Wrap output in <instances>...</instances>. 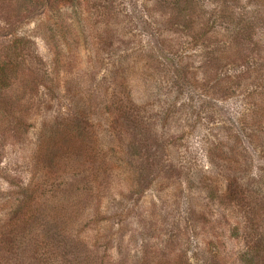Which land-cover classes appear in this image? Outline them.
I'll return each mask as SVG.
<instances>
[{"label":"rangeland","instance_id":"1","mask_svg":"<svg viewBox=\"0 0 264 264\" xmlns=\"http://www.w3.org/2000/svg\"><path fill=\"white\" fill-rule=\"evenodd\" d=\"M263 76L264 0H0V228L24 229L8 264H203L195 246L237 264L207 187L264 184ZM95 87L140 121L92 104L88 142L43 135Z\"/></svg>","mask_w":264,"mask_h":264},{"label":"trees","instance_id":"2","mask_svg":"<svg viewBox=\"0 0 264 264\" xmlns=\"http://www.w3.org/2000/svg\"><path fill=\"white\" fill-rule=\"evenodd\" d=\"M157 25V24H155ZM264 77V76H263ZM122 84V89L126 90ZM108 91V90H106ZM117 91V89H116ZM116 91L111 95L110 99L96 101L95 97L98 94H102L98 87H95V93L90 94L89 91L84 93H79V99H75L74 93L71 94L70 107L72 108V115L67 118H60L61 120L50 121L45 127H43V135H47L48 139L53 140L56 137H59L61 130L58 128L65 127L67 131L70 127L75 128L78 131H82L84 134V142H88L89 131L92 130V126L96 124H91L94 117V112L96 111L95 107L93 112H91V105H101L100 109H107L108 107L114 110L113 113L118 115L120 118H125L133 121L139 120L138 116L135 114V111L129 106V97L122 92L116 93ZM71 92L68 91V94ZM130 95V94H129ZM93 96L90 101V97ZM85 105V107H84ZM74 107V108H73ZM99 119V122L102 123L101 118L96 116ZM140 121V120H139ZM63 124V125H62ZM58 129V130H57ZM70 134H74V130H70ZM220 131V128H218ZM88 132V133H86ZM229 134V132H228ZM71 155L75 158L82 157V154L77 152V148L71 151ZM246 173L241 171V173ZM259 178V176H258ZM262 178V177H261ZM241 174L237 175L235 178L228 179L226 190L215 186L212 182L208 185V191L210 192L206 200L210 201L221 211L224 208L230 209V216H227L228 222L230 224V238L238 241V249L235 252V262L237 264H264V184L260 187L259 182L256 183L257 190H254L253 187H249L247 182H244ZM225 195L226 197H224ZM21 207H25L19 203ZM21 210V209H20ZM226 215V214H225ZM27 223H32L34 219H28ZM227 221V220H226ZM185 226V225H184ZM25 227V226H24ZM188 230L189 226H185ZM192 231L197 232V227L195 225L191 226ZM21 230V234H20ZM24 231L23 227L18 226L17 224L8 226V224L3 225L0 228V264H8L10 255L12 254L13 246L15 243H19L20 239L17 237L22 235ZM188 232V231H187ZM182 228L179 230L178 236L176 237L175 244H170L169 247H183L185 253L183 256H187L186 251L189 249L192 251L193 247L189 237L183 236ZM24 236V235H22ZM186 238V239H184ZM11 241V242H10ZM174 245V246H173ZM38 248V246H36ZM196 255L203 264H211L213 260L206 258L203 254L200 253V249L195 246ZM41 263H38L37 257H34L31 260L32 264H54V257L50 253L41 254ZM201 256V257H200ZM58 259V258H57ZM56 260V259H55ZM5 262V263H4ZM63 264L62 259H59V263ZM185 262V261H183ZM134 264H144L142 261H137ZM148 264H152L149 262ZM168 264L170 261L168 260ZM192 264V263H190Z\"/></svg>","mask_w":264,"mask_h":264}]
</instances>
